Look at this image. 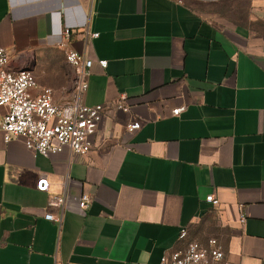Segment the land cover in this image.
Instances as JSON below:
<instances>
[{
    "label": "crops",
    "instance_id": "crops-1",
    "mask_svg": "<svg viewBox=\"0 0 264 264\" xmlns=\"http://www.w3.org/2000/svg\"><path fill=\"white\" fill-rule=\"evenodd\" d=\"M250 1L231 18L180 0H0L8 68L64 103L65 51L84 52L82 102L106 107L86 155H34L0 132V264H161L182 228L188 241L216 239L230 264H264V0ZM61 193L62 211L49 208Z\"/></svg>",
    "mask_w": 264,
    "mask_h": 264
},
{
    "label": "built area",
    "instance_id": "built-area-1",
    "mask_svg": "<svg viewBox=\"0 0 264 264\" xmlns=\"http://www.w3.org/2000/svg\"><path fill=\"white\" fill-rule=\"evenodd\" d=\"M62 39L68 41L71 36L69 29L60 30ZM86 32L85 40L96 37ZM66 62L74 71V87L71 98L64 103H55L53 91L49 88L37 89L34 75L26 70L12 71L8 68L9 56L5 49L0 48V132L4 143L13 138H21L25 148L42 157L57 154L64 148L74 154L86 155L92 149V137L102 121L106 107L102 104L84 105L83 94L88 88V77L93 61L84 52L68 49L65 51ZM105 68L107 62L99 61ZM118 111H127L124 99L115 104ZM185 111L181 106L171 111L172 116H179ZM140 129L138 121L126 126L128 133ZM38 192H47L49 183L45 176H41L35 184ZM205 201L211 206H217L219 201L213 195H208ZM91 199L82 195L78 205L81 209L88 208ZM65 205L64 194L51 195L49 208L62 211ZM44 218L48 221L60 223L61 216H55L49 211ZM246 221L245 215L239 208V223ZM178 240L183 241V247L173 251L169 257H164L161 264H230L225 254L214 238L206 244L187 240V230L182 228Z\"/></svg>",
    "mask_w": 264,
    "mask_h": 264
},
{
    "label": "rangeland",
    "instance_id": "rangeland-1",
    "mask_svg": "<svg viewBox=\"0 0 264 264\" xmlns=\"http://www.w3.org/2000/svg\"><path fill=\"white\" fill-rule=\"evenodd\" d=\"M192 8L201 11L219 12L231 18H242L250 0H180Z\"/></svg>",
    "mask_w": 264,
    "mask_h": 264
}]
</instances>
